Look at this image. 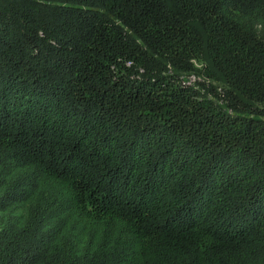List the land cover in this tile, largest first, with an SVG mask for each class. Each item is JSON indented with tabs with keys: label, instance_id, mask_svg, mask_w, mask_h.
Wrapping results in <instances>:
<instances>
[{
	"label": "trees",
	"instance_id": "obj_1",
	"mask_svg": "<svg viewBox=\"0 0 264 264\" xmlns=\"http://www.w3.org/2000/svg\"><path fill=\"white\" fill-rule=\"evenodd\" d=\"M0 264H264V0H0Z\"/></svg>",
	"mask_w": 264,
	"mask_h": 264
},
{
	"label": "rangeland",
	"instance_id": "obj_2",
	"mask_svg": "<svg viewBox=\"0 0 264 264\" xmlns=\"http://www.w3.org/2000/svg\"><path fill=\"white\" fill-rule=\"evenodd\" d=\"M198 81L197 80H194L193 78H191V83L192 84H195V83H197ZM79 124L78 123H76V125L74 126V129H76V127L78 126ZM87 142H89L90 140H86ZM90 145V144H89ZM91 145H92V143H91ZM82 153H83V151H82Z\"/></svg>",
	"mask_w": 264,
	"mask_h": 264
}]
</instances>
